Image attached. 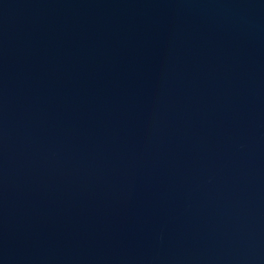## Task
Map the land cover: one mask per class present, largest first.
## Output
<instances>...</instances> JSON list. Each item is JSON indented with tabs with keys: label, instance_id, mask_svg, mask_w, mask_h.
<instances>
[{
	"label": "water",
	"instance_id": "1",
	"mask_svg": "<svg viewBox=\"0 0 264 264\" xmlns=\"http://www.w3.org/2000/svg\"><path fill=\"white\" fill-rule=\"evenodd\" d=\"M0 264H264V0H0Z\"/></svg>",
	"mask_w": 264,
	"mask_h": 264
}]
</instances>
